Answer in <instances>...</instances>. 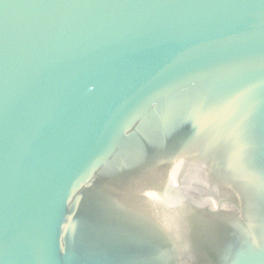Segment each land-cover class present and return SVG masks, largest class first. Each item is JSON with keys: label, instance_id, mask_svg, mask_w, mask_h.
<instances>
[{"label": "water", "instance_id": "water-1", "mask_svg": "<svg viewBox=\"0 0 264 264\" xmlns=\"http://www.w3.org/2000/svg\"><path fill=\"white\" fill-rule=\"evenodd\" d=\"M0 264H264V0H0Z\"/></svg>", "mask_w": 264, "mask_h": 264}]
</instances>
